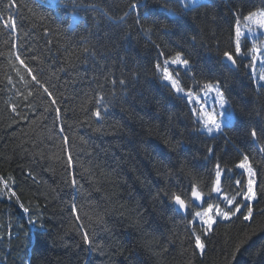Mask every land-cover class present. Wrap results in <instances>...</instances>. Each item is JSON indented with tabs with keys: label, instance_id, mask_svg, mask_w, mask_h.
<instances>
[{
	"label": "trees",
	"instance_id": "trees-1",
	"mask_svg": "<svg viewBox=\"0 0 264 264\" xmlns=\"http://www.w3.org/2000/svg\"><path fill=\"white\" fill-rule=\"evenodd\" d=\"M184 1L0 0V264H264V83L235 56L237 20L264 0ZM177 53L185 88L216 83L229 101L220 131L201 132L197 104L161 80L157 64ZM245 156L253 218L245 206L202 235L194 213L247 190Z\"/></svg>",
	"mask_w": 264,
	"mask_h": 264
},
{
	"label": "snow or ice",
	"instance_id": "snow-or-ice-1",
	"mask_svg": "<svg viewBox=\"0 0 264 264\" xmlns=\"http://www.w3.org/2000/svg\"><path fill=\"white\" fill-rule=\"evenodd\" d=\"M178 3H183V0H177ZM139 4L134 3L132 5V8H138ZM11 16L9 17V20H11ZM244 20L246 21H252L256 25H258L260 28H264V10H257L253 12H249L247 16H244ZM7 23V22H6ZM12 28L15 29V22H12ZM69 27L71 28L72 25L70 24ZM249 31H252L250 28ZM241 36L242 33L240 31L239 25L237 24L236 27V41H235V56H240L242 54V47H241ZM87 51V49H85ZM250 51L253 53L252 61L253 64H255V61L257 59V55L261 54L260 49L256 46V44H253ZM163 54V53H161ZM224 57L230 61L232 64L236 63V60L234 59V55L228 51L224 52ZM19 59V57H17ZM21 64L24 63L23 60L20 61ZM189 64V61L186 59H183L180 53H177L174 58H171L170 60H165V66L163 68V80L170 85L171 90L176 94H183L182 98L186 97L188 103H195L199 104V108L193 107L192 108V115L197 118V122H201L203 124V127L207 130L208 133H212L215 131H220L222 129V126H224L225 121L230 122V116L226 109L227 102L224 99V93L220 90L219 85H213V84H205L201 91L204 93L203 99L206 101L209 93L215 92L216 97L213 101L215 105H217L221 111L219 113L216 112L215 108L212 112L207 111L206 103H201V97L194 96L193 90L188 89L187 92H185V89L181 87V82L172 72L169 71V65H181V66H187ZM157 68L160 67L159 64L156 66ZM29 72H31V69H29ZM260 80H264V71L260 74ZM33 79L36 80V82L39 84V80L36 79L35 76H33ZM123 83V81H121ZM45 92H48L47 88H44ZM51 95V93H49ZM52 103H55V100L52 101ZM98 104L102 103V100H97ZM15 110V109H13ZM101 113L99 110L95 112L96 117H100ZM57 119H59V109H57ZM253 136L256 135L255 131L252 133ZM211 151V149H209ZM247 160V156L244 157V160L241 161L237 167L244 168L245 167V161ZM69 165H71V157L69 156L68 159ZM221 180H222V170L220 169L219 164L216 166V179L215 183L211 189L213 193L220 194L222 192L221 188ZM73 185H75L76 181L73 179L72 181ZM237 186L241 185V181H236ZM12 195H15V193H12ZM243 197L242 201H237L236 196ZM256 192L253 190V182L252 180H249L247 190L241 192H237L236 196H233L229 198L227 195H223L221 199L226 202V208H221L220 204H212L209 203L207 207L202 208V211H197L194 213V218H199L201 221V226L204 228V231L202 235H208L213 225L217 219V217H220L224 220H229L232 217H236L238 213H241L243 211V208L246 206L247 211L243 215L244 221H250L253 218V207H252V201L256 199ZM191 197L193 201H202L203 194L201 191L197 189L195 185L192 186V192ZM171 199L174 201V203L178 206V210H187L191 206V202L186 203L184 199L181 198V196L172 194ZM21 207H23L21 205ZM215 209V214L213 215V210ZM73 213L76 212V205H72ZM25 212L28 211V209H24ZM76 219H79V216L76 217ZM29 223H34V221L30 220ZM192 221H189V224H191ZM193 235L195 236V246L196 248L203 251L205 245L201 241V235L196 234V232H193ZM84 242H89V236L87 233L84 234ZM243 243V241L241 242ZM240 245H237V250L239 249ZM235 255V253L233 254Z\"/></svg>",
	"mask_w": 264,
	"mask_h": 264
},
{
	"label": "rangeland",
	"instance_id": "rangeland-1",
	"mask_svg": "<svg viewBox=\"0 0 264 264\" xmlns=\"http://www.w3.org/2000/svg\"><path fill=\"white\" fill-rule=\"evenodd\" d=\"M201 1H204V0H185L184 4H185V6L195 5V4H197V3L201 2ZM258 10H263V9H258ZM255 11H257V10H255ZM247 15H245V16H247ZM237 24L239 25L240 31L242 33V36H241V47H242L243 43L248 42V49L246 50L248 53L246 54L245 51L242 50V54L241 55L248 56L250 58L249 63H247L248 69H249L250 73L252 74V77L255 80V82L257 84L258 83H262L264 80H260L259 77H260L261 72L264 71V28H260L258 25H256L252 21L244 20V17L240 18V19L237 20L236 26H235V41H236V27H237ZM250 28L252 29V31H249ZM253 44H256V46L260 49V52H261V54L257 55V59L255 61V64H253V61H252L253 53L250 51V49L252 48ZM174 57H172V58H174ZM170 59L171 58H162V62L158 63L160 65V67L157 68V71L160 74V78H161V80L163 82H165L163 80V68L165 66V60H170ZM176 66L177 65H169V71L172 72L176 77H178V75H177L178 71H177V68H175ZM208 84L216 85V83H208ZM181 87H183L185 89V92H187L188 88H185L182 84H181ZM202 88H198L197 91L195 89L191 88L193 90L194 96L201 97V103H206L207 111L212 112L213 109L215 108L216 112L219 113L221 111V109L217 105H215L213 103V101H214V99L216 97L215 92L209 93V96H208L207 100L205 101L203 99L204 93L201 91ZM220 90H221V88H220ZM180 95H183V94H180ZM224 99L227 102L226 109H227V112H228V114H229V116L231 118L230 122L225 121L224 125H227V124H229V123H231L233 121V119H234V111H233L232 107L229 104V101L226 99L225 96H224ZM190 104H192V103H190ZM199 123H200V128L199 129H200L201 132H204V133L209 134V135L218 132V131L214 130L212 133H208L207 130L203 127V124L201 122H199ZM241 169H243L245 171V173H246L247 186H248L249 180H252L253 189H254V184H255L254 174H253V171L250 169V167H249V165L247 164L246 161H245V167L241 168Z\"/></svg>",
	"mask_w": 264,
	"mask_h": 264
},
{
	"label": "bare ground",
	"instance_id": "bare-ground-1",
	"mask_svg": "<svg viewBox=\"0 0 264 264\" xmlns=\"http://www.w3.org/2000/svg\"><path fill=\"white\" fill-rule=\"evenodd\" d=\"M242 15H236L235 17L236 18H239V17H241ZM243 18V17H242ZM240 19V18H239ZM226 62V61H225ZM229 66H233V67H235V64H229L228 62H226ZM232 67V68H233ZM249 70V69H248ZM249 74L252 76V74L250 73V71H249ZM252 79H253V77H252ZM253 81H254V83H255V85L256 86H260L261 84H263L264 83V81L262 82V83H256L255 82V80L253 79ZM220 87V86H219ZM202 88V87H201ZM221 88V87H220ZM190 89V88H189ZM196 91L198 90V89H195ZM261 155L262 156H264V150H263V152L261 153ZM182 198V197H181ZM183 199V198H182ZM169 202H170V205L173 207V209H174V211L176 212V213H181V214H186L188 211H189V209L191 208V206L187 209V210H185L184 212H180L179 210H178V206L174 203V201L170 198V200H169ZM196 203H200V201H195ZM186 203H188L187 201H186ZM198 203V204H199ZM215 205V204H214ZM221 206V205H220ZM222 208V207H221ZM226 210V209H225ZM215 214V209L213 210V215ZM220 220H222V218H220V217H217V219H216V221H220ZM216 223V222H215ZM194 246H195V244H194ZM195 249L198 251V253L200 252V254H201V250L200 249H198V248H196V246H195Z\"/></svg>",
	"mask_w": 264,
	"mask_h": 264
},
{
	"label": "water",
	"instance_id": "water-1",
	"mask_svg": "<svg viewBox=\"0 0 264 264\" xmlns=\"http://www.w3.org/2000/svg\"><path fill=\"white\" fill-rule=\"evenodd\" d=\"M223 61L225 62H228L229 64H232L230 61H228L225 57L223 58ZM180 212H184L185 210H179Z\"/></svg>",
	"mask_w": 264,
	"mask_h": 264
}]
</instances>
